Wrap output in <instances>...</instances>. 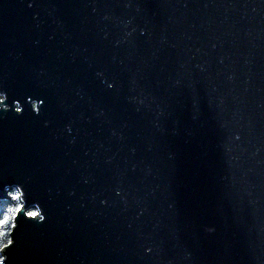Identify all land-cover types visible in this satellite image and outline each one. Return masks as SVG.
I'll return each instance as SVG.
<instances>
[{
    "label": "water",
    "instance_id": "water-1",
    "mask_svg": "<svg viewBox=\"0 0 264 264\" xmlns=\"http://www.w3.org/2000/svg\"><path fill=\"white\" fill-rule=\"evenodd\" d=\"M14 188L1 264H264V0H0Z\"/></svg>",
    "mask_w": 264,
    "mask_h": 264
},
{
    "label": "trees",
    "instance_id": "trees-1",
    "mask_svg": "<svg viewBox=\"0 0 264 264\" xmlns=\"http://www.w3.org/2000/svg\"><path fill=\"white\" fill-rule=\"evenodd\" d=\"M21 207L19 192L12 189L9 192V198L0 200V221L6 220V224H0V264L3 261L2 248L10 242V231L14 224V217ZM34 213V210L28 211Z\"/></svg>",
    "mask_w": 264,
    "mask_h": 264
},
{
    "label": "snow or ice",
    "instance_id": "snow-or-ice-1",
    "mask_svg": "<svg viewBox=\"0 0 264 264\" xmlns=\"http://www.w3.org/2000/svg\"><path fill=\"white\" fill-rule=\"evenodd\" d=\"M29 215H34V214L30 213ZM6 223H7L6 220H4V221H0V224H6Z\"/></svg>",
    "mask_w": 264,
    "mask_h": 264
}]
</instances>
